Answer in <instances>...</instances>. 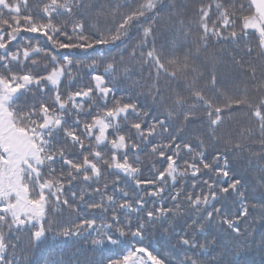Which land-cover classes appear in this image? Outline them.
<instances>
[{
  "label": "snow or ice",
  "instance_id": "obj_1",
  "mask_svg": "<svg viewBox=\"0 0 264 264\" xmlns=\"http://www.w3.org/2000/svg\"><path fill=\"white\" fill-rule=\"evenodd\" d=\"M52 232L95 264L264 254V0H0V264Z\"/></svg>",
  "mask_w": 264,
  "mask_h": 264
},
{
  "label": "trees",
  "instance_id": "obj_2",
  "mask_svg": "<svg viewBox=\"0 0 264 264\" xmlns=\"http://www.w3.org/2000/svg\"><path fill=\"white\" fill-rule=\"evenodd\" d=\"M30 2L35 5L38 0H30ZM203 2L207 3L208 0H203ZM242 2L247 3V0H242ZM184 3L189 4L190 8H195L198 6L199 0H184ZM141 160L147 165L150 163L151 158L141 153ZM156 246L154 239L153 247ZM99 256L100 253H93L88 251L86 247H81L80 242L59 237L55 232L50 233L48 239L32 254L36 264H61V262L68 264L69 260H71V264H77L78 260L80 264H84L86 260L89 264H95ZM104 256L117 259L122 256V252L120 248L110 246V249L105 251ZM236 264H264V254L259 251L249 252L237 257Z\"/></svg>",
  "mask_w": 264,
  "mask_h": 264
}]
</instances>
